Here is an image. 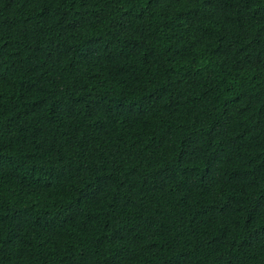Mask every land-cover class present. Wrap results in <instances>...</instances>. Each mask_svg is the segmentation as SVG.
Returning a JSON list of instances; mask_svg holds the SVG:
<instances>
[{
	"label": "trees",
	"instance_id": "obj_1",
	"mask_svg": "<svg viewBox=\"0 0 264 264\" xmlns=\"http://www.w3.org/2000/svg\"><path fill=\"white\" fill-rule=\"evenodd\" d=\"M0 264H264V0H0Z\"/></svg>",
	"mask_w": 264,
	"mask_h": 264
}]
</instances>
